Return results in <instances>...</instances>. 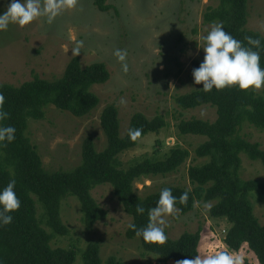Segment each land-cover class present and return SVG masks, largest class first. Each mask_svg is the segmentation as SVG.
<instances>
[{
	"label": "trees",
	"instance_id": "trees-1",
	"mask_svg": "<svg viewBox=\"0 0 264 264\" xmlns=\"http://www.w3.org/2000/svg\"><path fill=\"white\" fill-rule=\"evenodd\" d=\"M108 2L95 0V6L107 13L113 9ZM204 23H221L226 32L244 42L245 46V37L248 36L261 39L264 45V36L247 28L248 0H219L217 6L207 7ZM202 61L196 59L192 62L191 73ZM261 67L264 68V48L261 49ZM110 78L104 63L83 68L80 59L75 57L57 80L35 77L20 87L0 84V93L5 98L3 107L9 113V119L0 124L16 128L14 142L0 144V189L14 178L16 195L21 201L19 210L13 213V223L0 227V264H77L79 250L76 247H52L54 238L70 235L62 218V205L69 198L77 199L83 225L88 230L93 229L108 216L92 195V191L101 185L113 187L114 195L132 218L131 224L137 228L146 226L148 210L156 206L165 187L142 197L136 184L144 179L174 174L191 157L189 150L174 146L161 158L144 157L125 167L121 155L136 148L148 134L161 132L167 122L161 115L149 119L136 113L122 136L119 110L115 105H108L100 117L107 141L105 149L98 151L94 139L88 137L83 143L82 161L74 170L48 172L38 147L28 136L29 121L44 120L46 110L51 106L78 118L90 115L100 104L93 87L107 83ZM202 88L203 85L179 96L176 103L183 110L210 106L216 109V120H182L177 129L179 136L205 139L196 148L195 156L196 159H206V162L189 168L192 190L166 187L171 188L176 197L188 192V201L176 204L182 215L193 212L197 202L214 203L210 209L212 218L224 219L230 225L224 238L227 247L224 251L239 254L246 248L254 255L257 264H264V225L256 217L251 200L254 195L257 202L264 203V181L243 180L241 177L242 155L264 166V149L241 135L246 124L264 132V90L241 91L233 87L204 92ZM130 129H141V135L132 140ZM138 204L145 208L143 215L136 213ZM165 232L167 239L163 244L146 243L130 228L127 237L138 238L145 252L160 257L165 263L177 264L198 254L202 241L200 231L186 232L177 240L171 239L167 230ZM80 255L81 264H125L116 256L103 261L101 246L97 242L89 244ZM243 264L254 263L245 258Z\"/></svg>",
	"mask_w": 264,
	"mask_h": 264
},
{
	"label": "rangeland",
	"instance_id": "rangeland-1",
	"mask_svg": "<svg viewBox=\"0 0 264 264\" xmlns=\"http://www.w3.org/2000/svg\"><path fill=\"white\" fill-rule=\"evenodd\" d=\"M10 2L0 0V13L6 11ZM108 3L113 9L103 13L95 6V0H78L74 9L62 12L51 25L46 23V18H40L25 28L10 25L7 31L0 32V84L20 87L35 77L57 80L75 57L80 59L83 68L104 63L111 78L93 87L100 104L90 115L78 118L51 106L44 120L29 121L28 136L38 147L45 169L48 172L74 170L82 161V147L88 137L94 139L98 151H103L107 141L101 126V113L108 105H115L120 114L122 136L136 113L149 119L161 115L167 122L161 132L148 134L136 148L121 155L125 167L144 157L161 158L174 146L191 152V157L178 172L138 182L139 195L145 197L166 186L192 190L189 168L206 162L195 156L196 148L205 139L179 136L177 126L182 120L192 118L213 122L217 114L210 106L183 110L176 99L202 87L194 83L192 62L204 59V52L198 45L203 47L202 38L211 29V24L204 23V14L208 6H217L219 0H109ZM248 13V30L264 36V0H248ZM79 41L84 42L80 54L73 56L72 49ZM116 49L128 52L127 73L122 71L114 56ZM121 99L126 103L121 104ZM241 135L264 149V132L246 124ZM241 158L242 179L264 181V166L246 155ZM92 195L107 211V219L88 230L82 223L79 201L75 198L65 200L62 218L70 235L54 238L53 248L76 247L79 250L77 264H81L80 252L95 242L101 246L103 261L116 256L125 264H175L165 263L160 257L145 252L138 238L127 237L132 218L114 195L111 185L96 187ZM251 200L256 217L264 225V203L257 202L254 195ZM213 205L197 202L196 209L187 215L177 209L172 216L166 217L165 230L170 238L177 240L186 232L200 231L201 256L226 250L224 231L230 225L224 219L212 218ZM234 255L242 262L248 258L257 264L246 248Z\"/></svg>",
	"mask_w": 264,
	"mask_h": 264
},
{
	"label": "clouds",
	"instance_id": "clouds-1",
	"mask_svg": "<svg viewBox=\"0 0 264 264\" xmlns=\"http://www.w3.org/2000/svg\"><path fill=\"white\" fill-rule=\"evenodd\" d=\"M78 0H11L6 11L0 13V32L7 31L10 25L25 28L33 22L46 18V23L51 25L56 18L66 10L77 6ZM204 59L198 68L193 69L192 76L196 85H203L204 92L213 89L219 91L225 88L236 87L241 91L253 92L264 89V68L261 67V49L264 48L261 39L245 37L244 42L237 40L224 30L221 23H213L210 31L203 36ZM83 41H79L72 49L73 56H79ZM114 56L121 64L124 73L129 71L127 64L128 52L116 49ZM4 95L0 93V122L9 119V113L4 110ZM121 104L126 101L121 99ZM16 128L11 125L0 124V144L14 142ZM141 135V129H130L129 136L132 140ZM16 180L12 178L9 183L0 189V227L13 223V213L18 211L21 201L16 195ZM189 199L188 192L179 197L173 195L171 188H163L160 192L156 206L148 210V223L137 228L135 224L128 227L135 232L137 237H142L146 243L163 244L167 236L166 217L172 216L176 211V204H185ZM136 213L143 215L145 208L139 204ZM198 254L192 258L183 259L177 264H243L234 253L218 251Z\"/></svg>",
	"mask_w": 264,
	"mask_h": 264
},
{
	"label": "built area",
	"instance_id": "built-area-1",
	"mask_svg": "<svg viewBox=\"0 0 264 264\" xmlns=\"http://www.w3.org/2000/svg\"><path fill=\"white\" fill-rule=\"evenodd\" d=\"M224 232H225V234L227 233V231H226V230H225Z\"/></svg>",
	"mask_w": 264,
	"mask_h": 264
}]
</instances>
